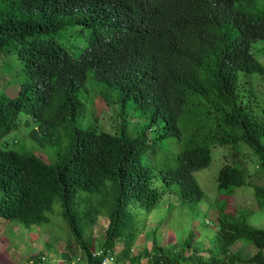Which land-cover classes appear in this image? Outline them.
Listing matches in <instances>:
<instances>
[{"label":"trees","instance_id":"1","mask_svg":"<svg viewBox=\"0 0 264 264\" xmlns=\"http://www.w3.org/2000/svg\"><path fill=\"white\" fill-rule=\"evenodd\" d=\"M73 24L82 26L86 40L76 56L54 38L39 37ZM257 40H264V0H0V56L16 54L25 76L15 96L0 94V139L17 126L21 112L36 123L29 135L39 143L69 138L67 151L57 152L54 161L0 145V216L37 223L59 199L85 264H102L108 252L129 264H140L144 255L150 264L192 259L163 261V248L154 241L150 250L131 255L144 225L140 210L149 212L163 196L156 177L176 185L180 200H199L203 192L193 172L209 164L212 144L226 143L231 162L219 169L218 187L251 185L264 203V183L250 178L249 152L238 146L248 144L263 173L264 116L239 94L240 72L264 75V63L252 52ZM89 79L115 91L122 105L131 99L151 121L162 119L159 137L180 138L178 122L187 116L190 134L171 164L153 168L145 162L151 143L145 132L128 134L124 120L113 132L76 123L84 110L78 93ZM207 122L216 132L205 133L209 141L198 139ZM78 191L100 197L81 208ZM96 206L105 208L107 220L99 254L84 239ZM217 217L224 253L207 252L193 264H264V226L223 208ZM239 239L255 245L250 257L229 251Z\"/></svg>","mask_w":264,"mask_h":264},{"label":"rangeland","instance_id":"2","mask_svg":"<svg viewBox=\"0 0 264 264\" xmlns=\"http://www.w3.org/2000/svg\"><path fill=\"white\" fill-rule=\"evenodd\" d=\"M39 37L54 38L75 56L80 47L86 45L82 26L79 24L68 25L57 32L40 34ZM252 52L264 63V40L255 41ZM24 78L23 66L16 54L6 52L0 56V94L15 95ZM239 84V94L243 102L255 113L264 116V75L259 72H240ZM98 86L101 91L103 89L104 94L98 90ZM106 93L110 94L106 96ZM115 95V91L89 79L86 87H82L78 93L79 98L84 102V110L77 117L76 123L81 127L93 125L113 132L121 128L120 122L124 120L128 134L145 132V136L150 141L151 146L143 154L145 162L153 168H164L171 164L174 156L182 148L183 142L189 137L187 116L183 114L178 122L182 132L180 138L175 135L159 137L158 133L163 125L162 119L157 122L151 121L149 114L135 107L131 99L122 105ZM207 123L208 125L204 124L202 136L198 139L204 138L209 141L210 138L205 133L212 135L216 132V128L210 122ZM35 127L36 123L32 117L21 112L17 126L0 139V145L17 151L32 150L42 159L52 161L56 160L57 152L67 151L68 137L57 136L54 143L42 144L29 135ZM238 146L242 150L241 153L249 152L246 166L250 178L256 183L263 184L264 172L256 168L255 154L250 152V147L244 141H240ZM71 150L69 148L67 153L70 154ZM230 151L231 144H212L209 164L193 172L203 192L202 197L197 201L180 200L174 192L176 185L165 186L160 177L154 179V184L164 190V193L149 212L141 208L139 219L144 225L132 245L131 255H136L144 249L150 250L153 241L163 248L159 250L163 261L172 256L182 259L184 255H192V259L181 261V264H193L198 258L204 259L205 256L202 255H206L207 247L208 254L210 251L216 254L224 253L218 243L215 244L219 229L217 216L221 208L234 214L244 215L247 222L254 226H264V203L259 204L251 185L242 184L228 189L218 187V171L224 163L231 162L227 159ZM108 191L112 192L111 189ZM99 197L100 195L96 193L78 191L76 200L78 202L79 199L84 198L80 202V207L83 208L89 204H96ZM44 214L47 216L46 220L29 225L17 220H6L0 216L2 221L0 222V264L86 263L81 248L74 240L67 220L62 214L60 200L55 199ZM92 216L90 227L84 229V239L89 249L97 254L101 250L100 241L105 236L101 228L107 223L105 208L96 206ZM121 246V243L117 244V249L113 250L114 255ZM39 250L43 252L41 255L45 254L47 258L41 260L33 257ZM229 251L247 258L256 251V247L244 239H239L229 247ZM149 258L150 255H144L140 264H150L152 261H149ZM59 259L63 261L60 262ZM115 260L116 257L109 255V252L102 258L103 264H129L127 260L120 261L121 263Z\"/></svg>","mask_w":264,"mask_h":264},{"label":"clouds","instance_id":"3","mask_svg":"<svg viewBox=\"0 0 264 264\" xmlns=\"http://www.w3.org/2000/svg\"><path fill=\"white\" fill-rule=\"evenodd\" d=\"M20 83H21V82H20ZM19 85H20V84H19ZM85 87H86V86H85ZM18 88H19V86H18ZM17 91H18V90H17ZM16 93H17V92H16ZM13 96H15V95H13ZM1 222H2V221H1ZM218 239H219V235H218L217 238H216V241H215L216 243H215V244L218 243ZM131 249H132V247H131ZM189 249H190V248H189ZM208 249H209V248L207 247V250H208ZM186 250H187V249H186ZM186 250H185V251H186ZM207 250H206V251L204 250V251L206 252V254H207ZM100 251H101V250H100ZM100 251H99V253H100ZM254 252H255V251H254ZM99 253H97V254H99ZM183 253H184V250H183ZM62 254H63V253H62ZM93 254H96V253L93 252ZM204 255H205V254H204ZM188 256H192V255H188ZM78 258H79V256H78ZM42 259L44 260L45 258H42V256H41V260H42ZM59 261L62 262L63 260L59 259ZM115 261H116V260H115ZM117 262H118V263H121L120 261H117ZM71 264H72V263H71ZM80 264H83V263L80 262ZM102 264H103V262H102Z\"/></svg>","mask_w":264,"mask_h":264},{"label":"crops","instance_id":"4","mask_svg":"<svg viewBox=\"0 0 264 264\" xmlns=\"http://www.w3.org/2000/svg\"><path fill=\"white\" fill-rule=\"evenodd\" d=\"M0 222H1V221H0ZM0 224H1V223H0ZM34 253H35V252H34ZM36 253H38V254H34L33 257H38V258L41 259V256H42V258H47V257H46L47 255H45V254L41 255V253H43V252H42V251L40 252V250L37 251Z\"/></svg>","mask_w":264,"mask_h":264}]
</instances>
